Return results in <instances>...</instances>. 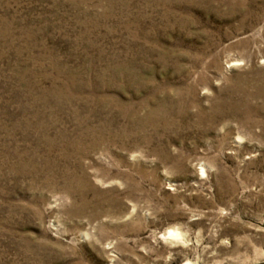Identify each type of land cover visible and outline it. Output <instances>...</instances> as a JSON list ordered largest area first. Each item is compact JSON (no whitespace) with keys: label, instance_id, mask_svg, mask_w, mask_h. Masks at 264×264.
I'll return each instance as SVG.
<instances>
[{"label":"rangeland","instance_id":"374dc122","mask_svg":"<svg viewBox=\"0 0 264 264\" xmlns=\"http://www.w3.org/2000/svg\"><path fill=\"white\" fill-rule=\"evenodd\" d=\"M263 33L264 0H0V264H264Z\"/></svg>","mask_w":264,"mask_h":264},{"label":"bare ground","instance_id":"6f19581e","mask_svg":"<svg viewBox=\"0 0 264 264\" xmlns=\"http://www.w3.org/2000/svg\"><path fill=\"white\" fill-rule=\"evenodd\" d=\"M250 26V24L247 23V25L241 24V29H244L245 27ZM239 29V28H238ZM264 34V33H263ZM244 41V40H243Z\"/></svg>","mask_w":264,"mask_h":264}]
</instances>
